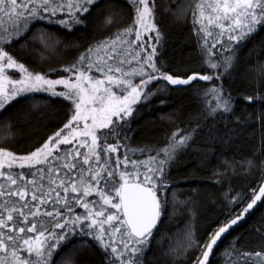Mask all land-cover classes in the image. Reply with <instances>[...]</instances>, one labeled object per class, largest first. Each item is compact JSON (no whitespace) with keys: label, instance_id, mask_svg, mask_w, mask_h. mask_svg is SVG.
Listing matches in <instances>:
<instances>
[{"label":"snow or ice","instance_id":"snow-or-ice-1","mask_svg":"<svg viewBox=\"0 0 264 264\" xmlns=\"http://www.w3.org/2000/svg\"><path fill=\"white\" fill-rule=\"evenodd\" d=\"M99 7L100 0H0V112L14 101L35 100L36 93L68 102L62 126L34 150L17 154L0 147V264H79L77 254L93 247L103 252L104 264H148L146 254L154 242L160 244L155 238L161 234L158 225L166 223L163 217L169 205L174 213L177 204L191 200L178 199L170 165L204 129L214 139L219 133L217 119L227 120L228 114H234L233 97L226 93L223 80L233 79L240 67V50L264 31V0L174 3L165 10L178 18L191 12L201 57V71L181 74L158 58L163 33L156 0H129L132 22L90 44L62 68L36 71L10 51L17 43L27 47L29 40H38L50 50L55 36L51 27L71 31L85 25ZM116 15L109 11L105 26L115 23ZM253 55L256 87L243 98L264 101V60L250 50L248 58ZM50 72L59 78H50ZM199 81L212 83L198 87ZM168 85H191L195 90L202 106L193 118L194 126L177 127L162 147L133 144V114L138 116L163 93L180 90ZM158 102L163 105L166 100ZM259 117L260 147H253V152L260 157V183L252 188L251 197L229 188L223 195L224 218L214 222L203 239L189 221L183 238L175 247L169 245L166 255L184 256L188 264H214L210 261L214 247L262 201L264 111ZM2 134L11 135L10 126ZM224 134L231 137L240 132L225 126ZM222 163L233 171L237 164L246 172L257 167L251 158H225ZM16 167L27 171H14ZM255 231L256 250H242L239 237H233L215 259L226 264H264V221L257 222ZM190 250L194 251L189 256ZM57 256L59 262L54 259Z\"/></svg>","mask_w":264,"mask_h":264},{"label":"trees","instance_id":"trees-1","mask_svg":"<svg viewBox=\"0 0 264 264\" xmlns=\"http://www.w3.org/2000/svg\"><path fill=\"white\" fill-rule=\"evenodd\" d=\"M156 2L159 28L163 33V48L158 49V58L162 59L169 69L179 71L181 74L185 71L189 73L201 71V57L191 12L186 17L178 18L165 10L174 3L188 4L192 0H156ZM109 11L117 13L116 22L105 26L104 20ZM133 18L134 11L129 7V0H100V7L93 12L85 25L77 26L71 31L61 29L59 26H50L55 32L52 49H44L38 40L35 42L29 40L27 47L21 48L17 43L10 51L36 71L49 72L50 68H62L63 65L72 62L90 44L105 39L117 28L130 24ZM196 27L198 28L199 25ZM55 40L59 43H55ZM250 50L257 51L259 58L264 60V31L254 35L240 50V67L233 79L223 80L226 93H231L233 97L234 114H228L227 120L217 119L215 126L219 133L214 139H209L205 135L207 129H204L194 138L189 148L178 153L170 165L169 176L178 199L184 201L191 197V200L186 204H177L174 213L171 204L169 205L168 213L163 217L166 223L163 226L158 225L161 227V234L155 239L160 241V244L157 246L154 242L146 254L148 264H188L184 256L166 255L165 252L169 245L175 247L183 238L189 221H193L197 235L203 239L212 224L224 218L226 202L223 195L229 191V188L233 192L244 191L248 197H251L252 188H257L260 183L258 171L260 157L259 153L253 152V147H260L262 129L259 113L264 111V101L249 102L243 98L245 95L253 94L257 82L255 73L251 70L256 56L253 55L249 59ZM41 53L44 59H41ZM49 76L59 78L56 72H50ZM166 83V81L161 82L162 85ZM196 83L193 81V84ZM211 83V81H199L198 87L210 86ZM216 83L219 84L220 81ZM168 88L180 90L163 93L154 98L149 107L142 108L138 116L136 113L133 114L135 117L132 121L133 144L162 147L168 135L177 127L184 129L194 126L193 118L202 106L200 98L195 95V90L191 85H168ZM35 96V100L14 101L6 110L0 112V147L17 154H26V150H34V146L51 135L58 125L62 126L61 121L67 111L64 105L68 102L63 101L62 98L50 97L47 93H36ZM159 99H165L166 103L159 104ZM249 114L252 115L251 121H248ZM237 117L239 120L236 119ZM208 123H211V119ZM9 126L11 135L5 138L2 133ZM225 126L228 129H237L240 135L231 137L225 135ZM122 151L123 149H120L118 153L113 154V157ZM225 158L230 161L251 158L257 167L246 172L244 167L237 164L233 171L222 163ZM217 170L218 173L213 175ZM14 171L26 172L27 169L21 170L16 167ZM77 211L84 210L77 208ZM258 221H264V198L237 226L221 238L218 247H214L210 261L214 264H226L225 261L215 257L233 237H239L238 246L242 250H256L258 235L255 227ZM192 251L194 250L189 251V256ZM103 255L100 249L93 247L79 252L76 260L79 264H104ZM224 255L227 256V253ZM54 259L59 262L60 257Z\"/></svg>","mask_w":264,"mask_h":264},{"label":"rangeland","instance_id":"rangeland-1","mask_svg":"<svg viewBox=\"0 0 264 264\" xmlns=\"http://www.w3.org/2000/svg\"><path fill=\"white\" fill-rule=\"evenodd\" d=\"M13 70H9V72H12ZM16 75H19L18 73H16ZM97 75H99L98 73H97ZM57 90H62V86L61 85H57ZM62 147H67V146H62ZM92 198H94V197H90V199H92ZM29 199H30V197H29Z\"/></svg>","mask_w":264,"mask_h":264}]
</instances>
